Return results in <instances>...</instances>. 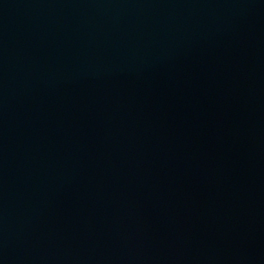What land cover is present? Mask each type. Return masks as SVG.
I'll return each mask as SVG.
<instances>
[{
    "label": "water",
    "instance_id": "obj_1",
    "mask_svg": "<svg viewBox=\"0 0 264 264\" xmlns=\"http://www.w3.org/2000/svg\"><path fill=\"white\" fill-rule=\"evenodd\" d=\"M0 264H264V0H0Z\"/></svg>",
    "mask_w": 264,
    "mask_h": 264
}]
</instances>
